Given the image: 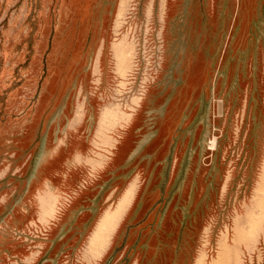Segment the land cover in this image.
<instances>
[{"label":"rangeland","instance_id":"374dc122","mask_svg":"<svg viewBox=\"0 0 264 264\" xmlns=\"http://www.w3.org/2000/svg\"><path fill=\"white\" fill-rule=\"evenodd\" d=\"M0 264H264V0H0Z\"/></svg>","mask_w":264,"mask_h":264}]
</instances>
